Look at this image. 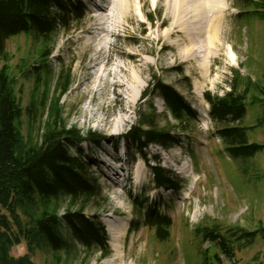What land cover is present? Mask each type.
Returning <instances> with one entry per match:
<instances>
[{"label": "rangeland", "instance_id": "374dc122", "mask_svg": "<svg viewBox=\"0 0 264 264\" xmlns=\"http://www.w3.org/2000/svg\"><path fill=\"white\" fill-rule=\"evenodd\" d=\"M79 1L85 8L84 20L74 24L70 33L59 30L49 44L52 51L45 66L38 71L33 67L42 45L32 32L12 37L5 45L23 109L29 104L37 73L40 101L43 82L48 80L50 99L57 76L70 71L71 84L59 102L61 116L67 128L80 133L82 141L68 149L80 157L86 177L102 189L101 199L92 201L85 215L98 218L104 228V220H111L109 215L127 219L128 229L116 251L106 231L110 249L106 257L73 246L69 264H201V254L210 246L201 244L195 235L197 228L216 224L220 234L229 237L232 229L252 231L263 226L264 149L244 160L224 153L204 98V94L220 97L229 92L236 74L239 93L249 77L258 90L251 89L245 101L243 125L256 126L247 133L249 141L264 145V123L258 125L264 117V101L258 102L264 98L259 91L264 90L261 15L239 18L240 12L254 10L245 9L243 0ZM204 72L207 76H202ZM153 76L173 87L197 113L198 120L189 124L188 131L177 129L160 98H142ZM150 104L157 113L154 127L179 135L180 144L168 149L152 144L139 154L121 137L136 124L139 113L148 112ZM42 111L31 126L24 112L21 133L25 139L36 140L42 133L48 112L41 119ZM88 133L103 140L94 146L86 141ZM157 165L178 178L179 191L154 187L150 168ZM140 198L171 218L168 242L159 243L154 232L142 226L139 207L134 205ZM66 207L62 201L58 214ZM135 222H140L139 227L129 229ZM209 252L211 257V247ZM24 255L23 244L10 250L11 257ZM29 256L33 264H62L60 258L68 259L46 247ZM219 260L211 259L209 264H264V241L236 244L233 258L220 255Z\"/></svg>", "mask_w": 264, "mask_h": 264}, {"label": "trees", "instance_id": "16d2710c", "mask_svg": "<svg viewBox=\"0 0 264 264\" xmlns=\"http://www.w3.org/2000/svg\"><path fill=\"white\" fill-rule=\"evenodd\" d=\"M245 10L238 14H260L264 19V0H243ZM85 8L79 0H0V264H33L30 259L36 249L46 247L56 254L67 256L59 260L69 264L73 246H80L86 253L98 252L101 257L110 253L108 237L96 217H87L84 210L94 200L101 199L102 189L85 175V165L80 157L72 156L69 146L82 141L75 128H67L61 116L60 99L71 84L70 71H62L56 79L55 94L49 99L48 80L43 82L40 101L37 95L40 76L37 73L34 89L26 109L16 97L15 78L10 75L9 57L5 50L7 40L22 33L32 32L40 40L42 49L34 70L45 66L52 48L50 47L59 30L70 33L74 24L84 20ZM150 22H154L152 18ZM50 44V45H49ZM26 62L24 65L25 69ZM238 74L230 80V91L223 96L204 94L209 105L208 116L215 126V136L224 146V153L234 159L253 158L264 149V145L250 142L247 133L256 126L246 127L245 101L251 89L258 90L249 77L242 83ZM264 97V90H259ZM38 93V94H37ZM155 96L162 100L170 117L180 132L188 131L189 124L198 120L197 113L171 86L153 76L149 88L142 98ZM49 101V102H48ZM264 101L259 99V103ZM252 105L255 102H251ZM47 110L46 121L36 140L25 139L21 133L22 118L26 111L29 126ZM42 116V117H41ZM157 113L152 104L147 113H139L138 121L121 137L128 148L142 154L149 145L168 149L180 144L179 135L154 127ZM264 123V117L258 125ZM103 137L88 133L86 141L98 146ZM153 185L157 188L179 191L181 182L172 173L159 165L150 168ZM62 201L67 207L62 215ZM139 207L142 226L154 232L159 243L170 240L171 218L159 212V208L146 204L145 198L134 200ZM140 222L131 223L137 229ZM207 226L197 228L195 235L201 244L208 243L214 254L209 256L210 247L202 255L201 264L209 260L220 262V255L234 257L235 245L248 246L256 240L264 241V225L248 231L242 228L230 230L229 237ZM23 244L27 255L19 258L10 256L14 245Z\"/></svg>", "mask_w": 264, "mask_h": 264}, {"label": "bare ground", "instance_id": "6f19581e", "mask_svg": "<svg viewBox=\"0 0 264 264\" xmlns=\"http://www.w3.org/2000/svg\"><path fill=\"white\" fill-rule=\"evenodd\" d=\"M205 75L207 76V73H203L202 76ZM101 76V75H100ZM121 82V81H120ZM116 85V84H115ZM119 87L122 86V84L118 85ZM181 174L188 176V173H184L182 170L180 172ZM108 217L111 218V220H104V223L106 224V231L107 233L112 237V242H110V245L113 249V251H116L119 247V243L121 242V239L123 238V235L125 234L127 228L126 220L124 218H121L120 216L118 217H113L112 215H109ZM118 258H121L119 256Z\"/></svg>", "mask_w": 264, "mask_h": 264}]
</instances>
